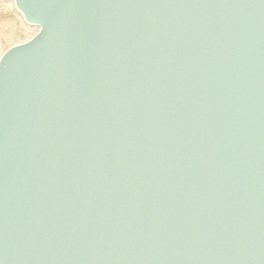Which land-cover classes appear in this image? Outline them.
<instances>
[{"label":"water","instance_id":"water-1","mask_svg":"<svg viewBox=\"0 0 264 264\" xmlns=\"http://www.w3.org/2000/svg\"><path fill=\"white\" fill-rule=\"evenodd\" d=\"M0 264H264V0H13Z\"/></svg>","mask_w":264,"mask_h":264},{"label":"rangeland","instance_id":"rangeland-1","mask_svg":"<svg viewBox=\"0 0 264 264\" xmlns=\"http://www.w3.org/2000/svg\"><path fill=\"white\" fill-rule=\"evenodd\" d=\"M12 0H0V56L9 47L31 38L38 27L27 23Z\"/></svg>","mask_w":264,"mask_h":264},{"label":"bare ground","instance_id":"bare-ground-1","mask_svg":"<svg viewBox=\"0 0 264 264\" xmlns=\"http://www.w3.org/2000/svg\"><path fill=\"white\" fill-rule=\"evenodd\" d=\"M11 3L14 4V1L12 0ZM37 30H38V29H37ZM23 42H24V41H23ZM0 57H1V56H0Z\"/></svg>","mask_w":264,"mask_h":264}]
</instances>
